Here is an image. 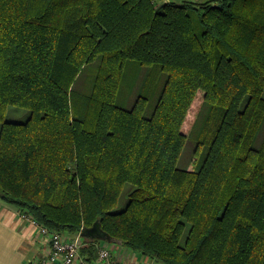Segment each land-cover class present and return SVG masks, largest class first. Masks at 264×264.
<instances>
[{"label": "trees", "instance_id": "obj_1", "mask_svg": "<svg viewBox=\"0 0 264 264\" xmlns=\"http://www.w3.org/2000/svg\"><path fill=\"white\" fill-rule=\"evenodd\" d=\"M128 61L168 75L150 117L143 96L118 105ZM263 94L264 0H0V200L163 264H264ZM205 104L208 150L181 169ZM10 106L28 121H5Z\"/></svg>", "mask_w": 264, "mask_h": 264}, {"label": "rangeland", "instance_id": "obj_2", "mask_svg": "<svg viewBox=\"0 0 264 264\" xmlns=\"http://www.w3.org/2000/svg\"><path fill=\"white\" fill-rule=\"evenodd\" d=\"M99 62L100 59L96 60L81 72L74 85V89L76 91L83 94L90 93L92 91ZM167 79V73L162 71L159 65L142 66L136 61H128L124 70L122 91L118 99V105H121L129 110L133 109L138 99L143 96L147 98L146 115L149 117L152 116L159 102V98L163 93ZM210 107V104H205L201 109L197 122L191 131L188 142L179 160L178 167L181 169L189 168L196 155L197 159L195 162V167L199 168L203 162V158L205 157V154L208 150V146H200L199 138ZM29 118V110L16 106H10L8 107L5 121L25 123ZM1 128L2 123H0V131ZM263 138L264 126L258 136V140L256 142L257 146L261 144ZM133 189L134 187L132 184L126 185L121 195L119 204L114 209V212H121L126 209L130 200V193L133 191Z\"/></svg>", "mask_w": 264, "mask_h": 264}, {"label": "crops", "instance_id": "obj_3", "mask_svg": "<svg viewBox=\"0 0 264 264\" xmlns=\"http://www.w3.org/2000/svg\"><path fill=\"white\" fill-rule=\"evenodd\" d=\"M172 1L177 0H160L159 3ZM188 1L201 2L204 0ZM21 216L20 210L0 200V264H31L43 258L49 251L48 241L40 233L39 228ZM104 246L112 249L117 248L114 252L122 264H163L133 252L120 244L102 241L99 247Z\"/></svg>", "mask_w": 264, "mask_h": 264}, {"label": "built area", "instance_id": "obj_4", "mask_svg": "<svg viewBox=\"0 0 264 264\" xmlns=\"http://www.w3.org/2000/svg\"><path fill=\"white\" fill-rule=\"evenodd\" d=\"M159 3L160 0H153ZM23 219L30 220L46 237L49 245L48 253L31 264H122L116 257L115 249L108 246L99 247L95 263L90 262L82 250L86 247V242L81 233L74 237L65 234L51 233L47 228L40 226L29 215L22 213Z\"/></svg>", "mask_w": 264, "mask_h": 264}, {"label": "water", "instance_id": "obj_5", "mask_svg": "<svg viewBox=\"0 0 264 264\" xmlns=\"http://www.w3.org/2000/svg\"><path fill=\"white\" fill-rule=\"evenodd\" d=\"M96 232L97 233V238L100 239V240H104V241H108V242H112L111 240H109V238L104 235V234H101V232H99V229L98 227L92 231H87L85 234H83L82 236L83 237H92L94 236L93 233ZM95 238V237H93Z\"/></svg>", "mask_w": 264, "mask_h": 264}]
</instances>
